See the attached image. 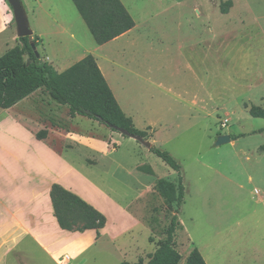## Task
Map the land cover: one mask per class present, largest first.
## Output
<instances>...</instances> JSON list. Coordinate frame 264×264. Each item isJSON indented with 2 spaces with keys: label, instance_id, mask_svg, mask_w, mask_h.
<instances>
[{
  "label": "rangeland",
  "instance_id": "374dc122",
  "mask_svg": "<svg viewBox=\"0 0 264 264\" xmlns=\"http://www.w3.org/2000/svg\"><path fill=\"white\" fill-rule=\"evenodd\" d=\"M40 1L59 22L68 25L80 42V52L88 48V53L99 51L106 57L123 48L140 56L153 55V61L141 57L144 59L137 62L153 66L152 71L142 74L149 81L144 76L129 79L125 95L134 106L152 104L164 114L166 124L145 127L143 139L168 151L180 165L184 197L177 213L181 226L174 237V246L182 256L177 264H184L193 247L207 264H264V118L248 112L252 104L264 108V0H230L226 6L227 0H122L138 27L119 50L118 41L95 44L71 0ZM224 6L226 12L222 13ZM27 7L33 8L34 0ZM37 40L36 49L44 60ZM17 42L21 44L19 39ZM181 95L188 98L180 99ZM191 96L196 97L195 106L189 103ZM159 103L169 106L158 109ZM5 110H0V120L8 114ZM14 112L24 117V126L16 121L23 127L21 132L18 127L9 132L16 142L27 131L48 132L49 127L98 134L111 151L119 144L110 134L119 141L132 140L85 116L71 117L68 108L53 102L43 87L22 100ZM51 132L55 145L59 137L65 138ZM239 133L243 136L215 144L219 135ZM74 148L70 159L75 166H83L80 158L97 161L93 153ZM128 148L121 144L115 158L126 166L132 162ZM143 152L137 151L132 169L122 170L102 159L92 172L86 170L94 183L122 196L134 195L129 183L149 186L146 208L136 212L149 228L147 240L142 238L134 243L138 249L125 251L130 264L148 261L165 237L176 208L174 203L167 204L156 184L159 178L176 183L177 171L151 151ZM136 251L140 253L135 258ZM32 252L30 258L38 257ZM119 257L117 251L108 250L102 264H118ZM123 263L127 262L119 261ZM69 264L87 263L80 256Z\"/></svg>",
  "mask_w": 264,
  "mask_h": 264
},
{
  "label": "crops",
  "instance_id": "0c3cea01",
  "mask_svg": "<svg viewBox=\"0 0 264 264\" xmlns=\"http://www.w3.org/2000/svg\"><path fill=\"white\" fill-rule=\"evenodd\" d=\"M20 1L33 35L40 39L44 61L57 72L65 70L85 55L91 54L121 110L126 116L131 117L135 127L145 130V127L153 128L166 124L164 114L160 115L154 110L155 105L147 103L144 106H134L125 95L129 79L144 76L142 74H147L144 71L149 73L153 68L149 63L146 65L137 63L144 58L146 62L153 61V55L140 56L126 52L122 48L126 37L137 29L136 21L131 29L106 42L107 44L118 41V50L121 48L122 50L117 51L115 55L105 57L103 52L98 54V49L95 54L88 53V48H83L80 52L78 47L80 42L75 34L66 23L59 22L51 10L43 7L40 0H34L33 8L27 7L30 0ZM121 2L123 3L122 0ZM124 6L126 7L125 4ZM14 23L12 9L7 0H0V54L10 49V45L12 47L18 45ZM100 58L103 59L102 63ZM144 77L143 79L149 81L147 76ZM150 82L153 83L151 80ZM183 98L188 97L181 95L180 99ZM22 100L9 109L5 108L7 110L4 109V112L8 114L0 120V264H69L73 258L80 256L84 263L102 264L108 250L118 252L120 256L119 260L117 259L118 264L122 259L130 264L132 260H126L125 251L138 249L134 243H138L142 238L146 239L149 229L136 215V212L141 213L142 209L146 208L144 205L148 198L149 186L140 182L129 183L128 186L134 190V195L122 196L116 191L113 193L107 190L103 184L94 183L86 170L92 172L102 159H106L111 165L117 164L122 170L132 169L137 151L149 153L150 150L146 147L140 148L139 145L142 144L131 137L126 136L133 141H119V138L114 139L113 134H110L111 140L119 144L117 149L111 151L98 134L95 136L84 132L74 134L58 127H49L43 139L36 138V131L26 130L25 136L20 137V135L16 142L10 138L9 132H13L15 127L21 132L23 128L21 124L24 126L21 121L23 115L14 112L15 107ZM182 101L187 103L185 99ZM189 103L195 106L196 97L191 96ZM168 106L169 104L161 103L158 109H165ZM16 121L21 124H17ZM51 131H57L65 138L59 137L58 145H55ZM121 144L129 146L128 153L130 162L132 161L130 166L115 159ZM74 147L93 153L97 156V161H84L80 158L84 163L83 166L80 167L81 169L75 166L70 159V154L75 152ZM52 183H58L72 191L103 213L106 217L105 225L99 229L83 231H68L60 228L53 215L49 195ZM32 251L38 254V257L33 255L34 258H30L28 254L33 253ZM138 253L140 251L135 252V258Z\"/></svg>",
  "mask_w": 264,
  "mask_h": 264
},
{
  "label": "trees",
  "instance_id": "16d2710c",
  "mask_svg": "<svg viewBox=\"0 0 264 264\" xmlns=\"http://www.w3.org/2000/svg\"><path fill=\"white\" fill-rule=\"evenodd\" d=\"M71 1L98 45L114 39L134 26V20L121 0ZM224 4L230 5L231 1L227 0ZM225 6L221 8L222 13L226 12ZM18 39L20 45L11 47L0 56V108H9L43 87L53 102L68 108L71 117L85 116L112 131L123 128L145 138L146 131L135 127L131 117L121 110L93 55L87 54L65 70L57 72L40 55L34 53L27 37ZM32 41L35 46L38 45L37 36L33 35ZM248 112L253 117L264 118V108L260 106L252 104ZM46 135V130H40L36 133V138L43 139ZM230 136L235 140L243 134ZM149 150L177 171L178 177L176 183L163 178L157 180L159 194L167 204L174 203L176 208L169 219L165 237L144 264H177L182 256L174 246V237L176 229L181 226L177 213L184 197L180 165L166 150L153 145ZM49 195L53 215L60 228L83 231L99 229L105 225L106 217L103 213L58 183L51 184ZM184 264L207 263L200 251L193 247Z\"/></svg>",
  "mask_w": 264,
  "mask_h": 264
},
{
  "label": "water",
  "instance_id": "95a60500",
  "mask_svg": "<svg viewBox=\"0 0 264 264\" xmlns=\"http://www.w3.org/2000/svg\"><path fill=\"white\" fill-rule=\"evenodd\" d=\"M7 2L12 9L13 18H14V22L16 25L17 36L18 37H27L32 50L34 51V53L37 56H39V53L36 49V46L32 41V30L29 27L28 20L26 17V13H25V10L22 6L21 1L20 0H7ZM28 62H29V60L27 59V63ZM117 130L121 134L137 140L138 142H140L143 146H145L148 149L152 146L150 141L143 139L139 135H134L132 133H129L127 130H125L123 128H117ZM231 140H232V138L229 134H222V135L217 136L215 144L221 145V144L228 143Z\"/></svg>",
  "mask_w": 264,
  "mask_h": 264
}]
</instances>
